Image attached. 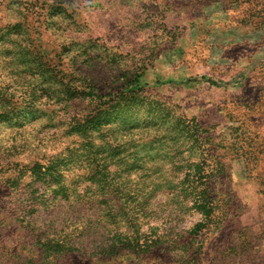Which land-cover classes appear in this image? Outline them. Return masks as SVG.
Here are the masks:
<instances>
[{"label":"rangeland","instance_id":"rangeland-1","mask_svg":"<svg viewBox=\"0 0 264 264\" xmlns=\"http://www.w3.org/2000/svg\"><path fill=\"white\" fill-rule=\"evenodd\" d=\"M0 264H264V0H0Z\"/></svg>","mask_w":264,"mask_h":264},{"label":"trees","instance_id":"trees-1","mask_svg":"<svg viewBox=\"0 0 264 264\" xmlns=\"http://www.w3.org/2000/svg\"><path fill=\"white\" fill-rule=\"evenodd\" d=\"M219 166H221L219 163L214 166H208L206 163H201V165L197 164V167L193 169H185L180 185V193L185 197L183 208L190 203L188 207L190 209H195V211L201 216L200 220L190 229L194 234L199 233L204 228L210 229L213 226H216L213 225V220L219 207L215 204L216 196L214 191L216 187L213 186L214 184H212V181L217 178L219 174H224L225 172L224 169ZM35 171L40 172L39 168L37 170L35 169ZM188 196L192 198L189 202L186 200ZM52 240H50V242H56V244L44 248L42 253L44 259H57L60 257L59 254L64 253L67 250V247L61 245V243H58L55 239ZM155 241H158V239L155 238V240H151L149 236H146L145 234L143 243L140 245L143 246L145 251L149 252L151 246L156 245Z\"/></svg>","mask_w":264,"mask_h":264}]
</instances>
